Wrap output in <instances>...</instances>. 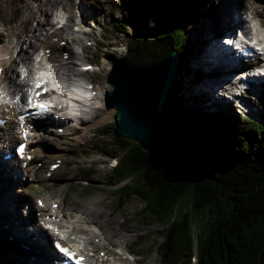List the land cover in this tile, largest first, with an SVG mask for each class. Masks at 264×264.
<instances>
[{
    "label": "rangeland",
    "instance_id": "374dc122",
    "mask_svg": "<svg viewBox=\"0 0 264 264\" xmlns=\"http://www.w3.org/2000/svg\"><path fill=\"white\" fill-rule=\"evenodd\" d=\"M236 3H239L238 18H247L255 8H258L257 6H260L258 9L261 13H255V19L259 24H264V0H139V5L136 0H63L69 13L68 16L76 18L77 21L83 18L89 20V23L84 22L80 26L81 29L91 34L85 40L87 44L88 42L91 45L93 42L94 44L100 42L98 46L86 47L88 48L87 56L98 62L92 70L97 71L104 65L103 72L108 73L107 78H103V75L94 76L97 84L108 82L114 61L124 58L120 53L121 48L126 43L128 44V41L138 31L148 30L149 37L152 38L159 28H170L181 24L189 36L192 45L190 50L193 53L196 51L186 58L184 64H180L178 71L177 81L181 79L183 82L181 93L177 96L181 102L182 114L190 105H194L193 101L201 103V99L196 95L202 90L209 91L208 87L213 85L210 77L214 73L209 67L202 66L203 61L209 59L208 57L212 62L217 60L218 53L212 51L213 46L217 42L221 46L223 33L231 30L220 29L221 14L226 8L236 7ZM40 6L41 2L39 4L35 0H0V46L5 43L9 46L2 57L8 59L11 57L19 34H23L22 30H28L31 34L32 30L37 27V21L33 20L29 24H25V21L31 16L32 10L38 11ZM62 6L59 5L57 9L59 13L64 14ZM155 6L165 11L164 17L157 13ZM38 13L40 15L41 12ZM148 17H154L159 21L156 28H148ZM193 17L197 19V22L193 20ZM53 20L51 17L48 19V21ZM78 23L79 21L75 23V28ZM119 24L127 28V34L114 30V26ZM213 30H216V35L213 34ZM37 34L40 38L42 32ZM38 38L33 39L31 48L39 45L37 50H43ZM68 45L73 46V42L68 41ZM76 46L74 44L72 47L71 53L73 54L64 58L68 60L67 63L77 57L78 64L84 61L83 55L80 58L78 56L79 53L84 54L83 48L81 47L80 50ZM27 50L30 51V49ZM45 50L42 51V56L46 53ZM78 68L81 72V68ZM198 69L204 74L207 72L204 81H202L203 77L196 78L194 73ZM208 80H210L209 83H205ZM110 88L112 92L113 88L111 86ZM253 91L258 98L260 95V99H245L248 108L242 111L243 114L238 110L239 116H245L244 112H248L249 109L253 111V115L257 113L263 116L260 104H264V85L256 86ZM202 97L204 99L205 96ZM199 102H196L194 106L202 111L201 114L206 111L213 114L218 113L214 104L202 105ZM101 103L100 100L95 104ZM103 103L104 108H100L101 112L97 113L96 117L106 112L105 100ZM253 104L258 106L257 112ZM196 107L192 108L195 110ZM110 110H114L112 120L98 126L92 134L89 132L84 134L86 125L78 127V124L72 129L60 126L64 130V135L60 137L49 133L51 128L43 131L46 134V142L44 144L35 143L31 148L28 146L31 151L27 152H32L29 154L34 156L32 149L35 146L40 148L41 154L48 158L42 161L43 159L38 157L29 161L23 170L22 180L14 177L13 169L6 171L7 178L0 174L2 180L0 181V241L25 251V255L19 260L15 252L0 250V264H46L45 260L50 254L42 255V250L35 245L39 244L37 231L45 232L47 239L49 237L52 240L54 227L62 228L64 233L72 237L77 236L83 240L89 237L86 246L97 251L99 260L107 256L110 259L114 258V261L103 259V264H161L165 246L160 233L165 226L162 220L141 214V210L146 206V201L141 196L133 195L129 198L126 196L125 192L129 190L128 187L123 189L121 187L129 183V180L112 186L118 181L116 178L112 179L111 161L117 159L121 162L124 154L113 145L114 136L108 127L114 123L116 110ZM223 110L224 108H221L219 112L223 114ZM259 122H262V119ZM102 130L108 131L105 136L101 135ZM31 132L30 141H33L35 132L33 130ZM5 166L3 165L4 168ZM88 175L90 177L86 180ZM133 182L131 184H134ZM123 197L126 198L124 201H122ZM40 201L43 202V206H40ZM178 206V204H173L164 208L160 218L173 216L174 219H181L182 211ZM10 222L14 223V228L22 239L21 241L17 240L12 230L7 229V224ZM202 226L196 218L192 219L194 231L192 239L194 241ZM7 236H10L14 242L5 240ZM40 245L43 247L44 244L40 243ZM49 245L43 248L50 251Z\"/></svg>",
    "mask_w": 264,
    "mask_h": 264
},
{
    "label": "trees",
    "instance_id": "16d2710c",
    "mask_svg": "<svg viewBox=\"0 0 264 264\" xmlns=\"http://www.w3.org/2000/svg\"><path fill=\"white\" fill-rule=\"evenodd\" d=\"M136 3L139 5V0ZM122 10L124 12V8ZM155 10L165 16L164 10L156 6ZM151 18L159 24L158 20ZM193 20L197 22V19ZM114 30L128 33L122 24L114 26ZM147 31H138L128 41L129 59L145 62L173 50L184 64L186 58L196 52L190 50L189 36L181 24L159 28L152 38ZM194 74L197 79L206 77L203 72ZM182 84L179 79L172 94L179 107L181 102L177 96L181 93ZM195 102L192 103L195 105ZM262 104V122L240 117L232 109L226 114H201L196 106L190 105L184 114L181 112L180 119L181 115L183 119L179 123L192 147V156L184 172H179L174 164L142 151L138 144L114 136L113 145L124 157L112 169V179L118 181L113 185L129 180L121 187H128L126 196H141L146 201L141 214L162 220L165 226L160 233L167 241L161 264L190 263L194 246L192 219L195 218L203 225L196 235L197 264H264ZM108 128L113 134L114 123ZM107 132L102 130L100 133L105 136ZM173 204L179 205L181 219L173 216L161 219V211ZM10 246L0 241V250L15 252L19 260L25 255Z\"/></svg>",
    "mask_w": 264,
    "mask_h": 264
},
{
    "label": "bare ground",
    "instance_id": "6f19581e",
    "mask_svg": "<svg viewBox=\"0 0 264 264\" xmlns=\"http://www.w3.org/2000/svg\"><path fill=\"white\" fill-rule=\"evenodd\" d=\"M35 2H37V3L39 2V4L41 2V6L38 8V11L32 10V13L30 14L31 16L26 18L25 24H29L31 21L35 20V21H37V25H36L37 27H35L32 30L31 34H33V35H31L30 32L28 33V30H22L23 34L22 35L19 34V39H17V42H15L16 49L19 50V53H22V57H20V62L29 70L30 73H32L34 69H36L39 72H51L53 69V73H52L53 78H51L49 76L51 79H49V77H46V79H45V82L47 84H51V83H57L58 84L59 81H62L66 84L70 83V85L73 86L74 88H79V86L81 87V85L79 84V80H84L88 84H92L93 85L92 92L94 94L93 103H99L101 100L102 105L99 104L100 105L99 107L94 108V107H91L90 105L86 106V105H82L81 103H77L78 115H77L76 119L73 120V118L71 116L67 115V120L64 121V123H66L65 126L71 127V129L73 128L74 125H77V124H78V127L80 125L81 126L86 125V128L84 129V134L87 132H89V134H92V131L96 130V128L98 126H100L101 124L104 125L107 122L112 120L113 115H114V110H110L109 108L106 107L107 108L106 112H102L98 117H96V114L97 113L99 114V112H101L100 110L104 108L103 102H104V100H106L107 93H109L111 91L110 90L111 85L108 82L105 83V81H104L100 84H97L95 82L94 76L103 75V78H107L106 75L108 73L103 72L104 71V67H103L104 65L100 69H98L97 71L96 70L93 71L92 69H87L85 72H83V71L79 72L78 67L83 68L84 64H86V65H88L89 63H90V65H93V64L97 65L98 64L97 60H94L92 57H88L86 54L87 53L86 50L88 49L86 47H89V45L91 47V44L89 42L87 44V42L85 40L91 34L89 31L83 30L80 28L81 24H84V22H88L89 20L87 18H83L84 20L78 19L79 23L76 25L77 27L75 28V23H77L78 21L76 20V18H74V17L72 18L70 15L68 16L69 13H68V10L66 9V6L63 4V0H46V1L45 0H35ZM239 3H236V7L226 8V10H224L222 12L221 20L219 21V25H220L221 30L222 29H233V28H235L234 26H236V25H238V27H242L244 29H247V26L249 25L248 20L244 19L242 17L238 18ZM59 5H63L62 6L63 7L62 12H64V14H61L58 12L57 8ZM227 6H229V4ZM257 7L259 8L260 6H257ZM258 8H255L253 10V13H251L252 14L251 19L253 18V20H256L255 15L261 13V11ZM48 9H50V10H48ZM38 12H41L40 15ZM49 17L53 18L54 20L48 21ZM2 19H3V17H2ZM78 26H79V28H78ZM89 27H90V25H89ZM259 27H261V29L264 30V24H259ZM17 32H18V30H17ZM39 32H42V35L40 36V38L37 37V35H38L37 33H39ZM215 33H216V30H213L214 35L217 34V33L216 34ZM29 34H30V36H29ZM4 36L7 37L6 35H4ZM35 38L40 39V41L42 43L41 46L43 48L42 51H44V49H46L45 50L46 53L43 56L41 55L42 57H40L39 59L38 58L34 59L33 53H30L28 50L24 49L25 45H27V46H29V48H31L32 43H33V39H35ZM226 38L227 37H225V39ZM8 39H9V37H8ZM68 41H69V43H70V41L73 42V46L75 44V45L81 46L83 48L84 54L79 53L78 56L80 58L81 55H83L84 61H82L81 63L79 62V64H78L76 62L78 59V57H77V59L71 58L72 61L70 63H67L68 60L66 61L64 58L68 57L71 54L72 47H73L72 45H68ZM96 44H98V43H96ZM221 45L226 46V43L222 42ZM8 47L9 46L7 45V43H5V45L3 44V46L2 45L0 46V66L3 65L4 70H5V72H4L5 75H4L3 79L0 80V90H2L0 92V94L6 93V95H11L15 90L19 92L22 89V86L28 85V83L24 82L23 78H20V75L17 72V68L19 65V63L17 62V57L15 55V53L17 51L12 52L11 57L9 59L6 57H2V54L5 53V51L8 49ZM38 47H39V45L37 47H35L36 51H37ZM212 51H216V53H218V56H216L217 60L215 62H212L211 60H209L210 57H208L209 59H206L203 61L202 66L209 67L212 70V73H214L213 76L210 77V78H212V79H210L211 81L208 80L205 83H209V81H210V82H212L211 84H213L214 81H221L222 79H224V80L230 79L229 77L234 76L235 75L234 73L238 72L240 70L239 67L233 65V62H232L230 55H227L221 51V46H219L218 42L216 43V45L213 46ZM169 59L171 60V57H169ZM85 60H87L88 62L86 63ZM180 64H181V62H180ZM86 68H87V66H86ZM162 69L165 70L166 66L164 65V68H162ZM162 69H161V79H163V83L167 87L170 84L171 88H173V90H174L178 75L175 77V82L171 83L170 79L167 78L170 75V72H167L165 74V76H163L165 72L163 73ZM78 74H80V75H78ZM206 74H207V72H206ZM14 76H15V78H14ZM180 76H181V74H180ZM205 78H203L202 81H204ZM260 80L264 81V78H262ZM7 83L9 85H7ZM227 83H229L228 84L229 87H232L234 85V83L230 82V80L227 81ZM170 85H169V87H170ZM11 88H13L14 90ZM208 89H209V91L215 92V88L210 90V87H208ZM202 92H204V90H202ZM54 95H59V97L61 99H64V100H70V97H67L64 94H58V93L57 94H51L50 92H49V95H47L44 98H46L48 100H52L51 98ZM207 98L211 99L212 98L211 94L208 93ZM46 99H44V100H46ZM86 101H88L87 98H86ZM164 103L165 104L163 105L162 109L166 110L167 107H169L167 99L165 100ZM61 105L63 106V109H61V112L67 114L66 109L70 108L71 102H64V105L61 102ZM82 106H84V108H82ZM172 109H174L172 111H175V112L179 111L180 114L182 112L181 107H179L178 109L176 107L172 108ZM0 113L2 114L3 118L9 119L8 123L4 127L0 128V153H7L10 148H14L16 146V144L19 141H21V138L19 137V135H17V132H16L17 129H20V132H27L28 138L32 137L31 136L32 130L35 132V134H34L35 140L30 141L28 143L30 148L33 147L32 145L35 143L44 144L46 142V134L43 133V131H47L48 128L49 129L51 128V130H49V133L51 132V134L54 136L60 137V136L64 135V130H62V128H60V126H61L60 123H58L56 121V120L59 121V119L54 120V119H52V117H48V116L42 119L39 117L38 114H36L35 116H31V117H28L27 119L22 120L21 123H15V122H13V118L15 116L19 115V113H17L13 108H9L7 106H1V112ZM105 113L107 116L106 115L104 116ZM181 119H183V115H181ZM176 132H180V134L178 133L179 136L184 135V137H185V130H184V128H182V126L180 127L179 130H176ZM186 140H188V139H186ZM184 145H185V143H184ZM30 148H27V150L31 151ZM32 151H33V155H34L33 157H35L34 159H37L38 157H40V159H43L42 161H44L45 159L48 158V157L41 154V149L40 148L38 149V147L34 146ZM31 154H32V152H31ZM3 165H6L5 168L3 167ZM1 167H2V172L0 174H2L5 178H7L6 177V175H7L6 171L8 169H13V171H15L14 177L15 178L17 177L16 178L17 180L23 179V175H24L23 170L24 169H22L20 167V163L19 164L17 163V159H11L8 161H4L1 157L0 158V168ZM0 181L2 182L1 178H0ZM13 224L14 223H12V222L7 224V229L12 230L14 232L15 236H17L16 237L17 240L21 241L22 239L18 236L16 229L14 228ZM29 236H31V235H29ZM88 239H89V237H87L86 240H84L85 244L89 242ZM81 240H83V239H81ZM38 243L39 244H35V243L34 244L42 250L41 251L42 255H49L50 254L49 256H51L54 253L53 250L48 251L47 249L43 248V247L48 246L50 243L48 244L47 242H45L43 247L40 245V242H38ZM78 244H81V243L79 242ZM48 257L45 260L46 264L49 260Z\"/></svg>",
    "mask_w": 264,
    "mask_h": 264
},
{
    "label": "water",
    "instance_id": "95a60500",
    "mask_svg": "<svg viewBox=\"0 0 264 264\" xmlns=\"http://www.w3.org/2000/svg\"><path fill=\"white\" fill-rule=\"evenodd\" d=\"M179 64L180 57L173 50L145 62L129 58L114 61L108 80L113 90L107 93L105 105L116 110L113 136L138 144L142 151L184 172L192 147L184 135H178L181 131L176 132L181 127L180 112L172 108L179 106L173 101V88L170 84L167 87L161 79L165 65L163 76L170 72L167 78L174 83ZM166 99L169 107L163 110Z\"/></svg>",
    "mask_w": 264,
    "mask_h": 264
},
{
    "label": "snow or ice",
    "instance_id": "6c2138e0",
    "mask_svg": "<svg viewBox=\"0 0 264 264\" xmlns=\"http://www.w3.org/2000/svg\"><path fill=\"white\" fill-rule=\"evenodd\" d=\"M38 107H40V108H45V106L44 105H39ZM57 247H58V249L62 252V253H65L66 255H68L69 257H71V256H73L74 254L73 253H71L70 251H69V249H67V248H65V247H62V246H60L59 244H57ZM77 264H79V261H77Z\"/></svg>",
    "mask_w": 264,
    "mask_h": 264
}]
</instances>
